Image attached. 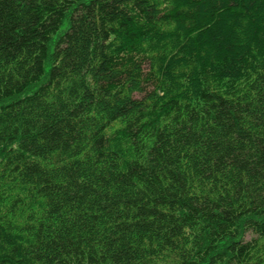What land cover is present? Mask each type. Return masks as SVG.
<instances>
[{"label":"trees","instance_id":"trees-1","mask_svg":"<svg viewBox=\"0 0 264 264\" xmlns=\"http://www.w3.org/2000/svg\"><path fill=\"white\" fill-rule=\"evenodd\" d=\"M0 264H264V0H0Z\"/></svg>","mask_w":264,"mask_h":264}]
</instances>
